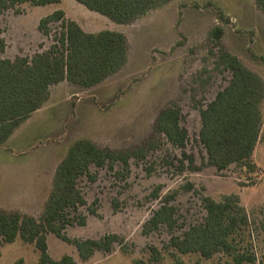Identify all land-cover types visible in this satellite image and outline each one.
I'll use <instances>...</instances> for the list:
<instances>
[{"label": "rangeland", "instance_id": "rangeland-1", "mask_svg": "<svg viewBox=\"0 0 264 264\" xmlns=\"http://www.w3.org/2000/svg\"><path fill=\"white\" fill-rule=\"evenodd\" d=\"M17 7L20 12L11 8L2 15L7 56H30L48 48L59 23H51L50 34L44 35L38 22L56 9H63L66 17L77 20L86 30H121L128 41L127 63L106 78L103 85L110 84L112 94L99 91L96 98L81 101L74 117L50 135L45 144L49 150L55 149L61 155L78 138L119 150L151 144L144 158L133 157L126 167L120 162L113 169L92 165L94 177L82 175L78 179L86 203L73 212V221L66 225L64 233L70 239H100L114 234L118 240L111 249H95L83 258L74 243L49 232V254L54 259L69 255L73 264H137L136 260L151 264L154 247L161 251L156 264H264V97L260 102L261 130L252 155L254 171L235 164L218 170L208 163L199 141V109L230 79L229 70L215 66L220 48L238 55L264 81V35L256 28L264 24V14L255 1L170 0L126 24L76 0L44 5L24 2ZM214 26L223 30L218 41L209 36ZM91 98L95 109L89 106ZM169 105L180 109L181 124L188 130L185 150L194 158L193 167L182 171L178 170L181 150L155 130L159 111ZM62 106L63 103L59 107ZM73 128L79 130L71 133ZM25 129L21 132L23 138L33 137L39 131L36 125ZM32 143L24 163L33 171L18 166L15 177H0V209L17 210L39 219L52 186L53 171L49 177L36 176L33 155L40 152L44 143L41 140ZM6 172L9 174L10 170ZM188 184L192 186L187 187ZM231 193L238 196L248 218L235 241L239 250L254 253L255 262L236 263L224 252L208 258L198 253L176 252L175 257L171 248H164L172 235L202 221L205 215L202 195L220 200ZM166 200L176 209V225L169 228L161 224L147 230L153 211ZM80 216L85 217L84 224L79 223ZM39 254L34 243L19 237L0 244V264H41Z\"/></svg>", "mask_w": 264, "mask_h": 264}, {"label": "trees", "instance_id": "trees-1", "mask_svg": "<svg viewBox=\"0 0 264 264\" xmlns=\"http://www.w3.org/2000/svg\"><path fill=\"white\" fill-rule=\"evenodd\" d=\"M55 1L0 0V144L33 111L43 106L51 84L68 80L84 87L93 86L118 72L127 62L128 41L125 33L114 29L86 31L76 20L66 17L63 9H56L39 19L38 28L44 35L50 34L51 23H59V30L48 48L37 50L30 56H4L7 44L3 35V13L11 8L20 12L17 6L24 2L44 5ZM76 1L126 24L170 0ZM254 1L264 14V0ZM222 33L221 27L214 26L209 36L218 41ZM215 66L219 70H229L230 79L212 100L199 109V141L206 151L208 163L218 170L235 164L252 172L256 168L252 155L262 125L260 102L264 97V81L238 55L223 48L218 51ZM155 130L181 150L178 170L193 167L194 158L185 150L188 130L181 124L178 106L169 105L159 111ZM150 146L119 150L99 146L88 138L74 140L55 169L39 219L17 210L0 209V244L12 242L18 237L24 242L34 243L40 252L41 264H73L69 255L54 259L49 254V232L74 243L83 258L89 257L95 249L110 250L112 243L118 240L114 234L104 235L100 239H70L64 233L66 225L73 221V212L86 203L78 187V179L82 175L93 178L92 165L113 169L120 162L126 167L131 158H144ZM201 199L205 210L202 221L190 224L179 235H172L164 248H171L170 253L175 257L176 252L198 253L205 258L224 252L230 254L236 263L255 262L254 253L239 250L235 241L236 234L248 223L238 196L225 194L216 200L202 195ZM175 210L166 200L153 211L146 224L147 230L158 228L161 224L173 228L176 225ZM78 221L84 224L85 217L80 216ZM151 251L150 263L156 264L161 258V251L154 247H151ZM136 263L143 264L140 260H136Z\"/></svg>", "mask_w": 264, "mask_h": 264}, {"label": "crops", "instance_id": "crops-1", "mask_svg": "<svg viewBox=\"0 0 264 264\" xmlns=\"http://www.w3.org/2000/svg\"><path fill=\"white\" fill-rule=\"evenodd\" d=\"M82 28L86 30L84 27ZM256 28L258 29V33H263L264 35V24H259ZM86 31L92 32L91 30ZM7 47L8 45H6L4 56L13 58L11 56L6 55ZM105 81L106 79L98 84L89 87H84L72 83L68 80H61L59 82L51 84L49 96L43 106L33 111L24 121H22L13 130L7 140L0 144V177H15L17 174V170L23 166H26V163H24V161L27 158V152L30 151L33 147L32 142L38 140L43 141L44 146L39 149L40 152H37L36 155H33L35 157V160H32V164L34 165L35 171L38 172L36 176L49 177V174L50 172L52 173V171L54 175L55 169L60 159L66 154L69 145L67 146L66 151L62 152L63 154L61 153L60 155L55 152V149L49 150V147L45 145L46 142L49 140V137L53 132V134H55L58 130L60 131V127L62 128L64 123L68 119L74 117L75 108L81 101H84L85 98H87L88 100L92 96L96 98V95L99 93V91L104 94L108 92L112 94V87L110 84L103 86L105 84ZM91 100L89 106L91 108L94 107L95 109L94 102L93 100ZM61 103H63V106L60 108L59 106L61 105ZM29 125H36L39 128V131H37V133H33V137L23 138L21 132L25 129V127L27 128ZM78 130L79 128H73L71 133L76 132ZM32 138L34 139V141H32ZM56 158H59V160L56 161ZM18 166L20 167L18 168ZM26 167H29L31 169V172L33 171L30 166ZM7 169L10 170L9 174H7L6 172Z\"/></svg>", "mask_w": 264, "mask_h": 264}]
</instances>
